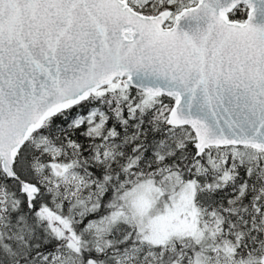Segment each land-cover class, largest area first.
I'll use <instances>...</instances> for the list:
<instances>
[{
  "label": "snow or ice",
  "instance_id": "6c2138e0",
  "mask_svg": "<svg viewBox=\"0 0 264 264\" xmlns=\"http://www.w3.org/2000/svg\"><path fill=\"white\" fill-rule=\"evenodd\" d=\"M0 264H264V0H0Z\"/></svg>",
  "mask_w": 264,
  "mask_h": 264
}]
</instances>
